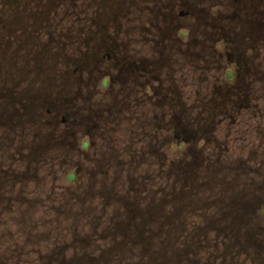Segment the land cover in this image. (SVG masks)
<instances>
[{"label":"flooded vegetation","instance_id":"1","mask_svg":"<svg viewBox=\"0 0 264 264\" xmlns=\"http://www.w3.org/2000/svg\"><path fill=\"white\" fill-rule=\"evenodd\" d=\"M38 171L75 174L86 206L120 204L128 240L141 171L137 192L174 177L212 193L178 199V220L222 209L210 219L264 243V0H0V239L42 202Z\"/></svg>","mask_w":264,"mask_h":264},{"label":"rangeland","instance_id":"2","mask_svg":"<svg viewBox=\"0 0 264 264\" xmlns=\"http://www.w3.org/2000/svg\"><path fill=\"white\" fill-rule=\"evenodd\" d=\"M41 125L45 126V123ZM44 130L42 126L38 127V134H42ZM156 146V143L151 144V150L153 152L156 151ZM199 147H202V145ZM173 152L174 146L172 144H167L166 154L169 156V160L173 159ZM153 173V169L150 168V178L155 176ZM130 176L133 177L134 184L133 193H129V201H135L136 204L129 203V216L136 217L148 208L144 207L146 204L145 201L153 202L154 197L158 198L159 189L156 178L151 182L148 180L147 186L143 187L146 192L135 197L138 188H140V186L136 184V180L142 177V173L141 171H134L132 175L129 174V177ZM57 177L52 174L46 176L39 171L37 172V177L35 179L38 184V201L42 202L39 203L38 206L34 205L33 208H31L33 210L32 213H28L29 208L15 209L14 214H16V216L13 220L22 221L23 224L20 223V225H16L11 231L6 233V236L11 239H7L6 236L0 239V264H67L76 262L82 256L86 259V262H92L90 264H158L160 250L152 252V260L150 257H147L150 259H145L144 256H141L142 253L137 250V246L138 249H147V238H149L151 240L150 245L154 250L157 249L158 245L156 241L158 238L161 239V237H159V227L163 224L162 220L154 225H147L144 231L139 228V230H137V236L131 235V239L128 240L127 236L123 235L119 230V228L127 226L121 224L118 228H115L114 223L118 221L119 218L123 220L126 217V209L119 207L121 206L120 204L114 208L100 210L86 206L79 198V193L82 190L77 189L79 183L75 182L74 184H69L66 177L59 183L56 182V180H59V177L58 179ZM173 178L166 179V184L165 187L163 186V189L169 197L175 198L177 201L182 198L188 203L190 202L189 200L192 199L193 202L197 201L199 204H202L212 195L206 188H201L200 190H196L197 195L190 196V191L186 192L183 188H181L182 191H179L180 188L177 189V187H175ZM57 183H59V186H64L63 188L65 189L62 190L59 187H54L52 193L51 191H47L46 193L45 185H57ZM144 199L146 200L144 201ZM168 205L169 204L166 205L167 208L165 207L166 210H164V214L161 213V217L172 215V206L168 207ZM194 209L198 210V207H194ZM25 210L27 214L26 219L23 218L25 217ZM206 210V208L199 207L204 221L200 220L198 214H196L197 219H194L192 222L189 220L186 222L187 224H185V222L181 224L183 220L179 219L178 222L181 224L180 227L182 228L185 226V230H182L181 233H187L188 230L195 228L197 232H199L203 229L204 224L212 223L213 226H211V231H209L211 234L205 240L211 241L208 244L209 248L220 256H222V249L224 250V248L226 249L227 246H232V244L238 245V243L241 242L240 240L237 241L238 239L242 241L250 240L256 245L264 244L258 239V236L254 235L248 225L244 226L245 231L248 232L247 235L241 233V236H236L234 232H227L224 226L227 224L216 223L213 219V221L208 219V214L213 215L212 218L220 216L222 209ZM102 214L105 218L99 220L97 217ZM30 216L32 218L34 216L37 217V220L34 222ZM207 221L209 222L206 223ZM164 222H167V220H164ZM7 223L11 222L8 221ZM201 223L203 224L201 225ZM135 224L137 226L139 223ZM251 226L252 224H250V227ZM9 227L12 228V225H9ZM169 227L170 226H168L167 231L172 232V229ZM10 234H17L19 236L13 238ZM222 234H226V238ZM228 235L231 236V238H229ZM167 236H169V233L166 234V237ZM184 237L186 236L182 234V241ZM190 238L192 244H195L194 237L188 235V239ZM78 239H81V243L85 246L80 248L79 251L75 249ZM188 239H186V241H188ZM219 239L222 240V246H220L221 244L219 245V243H221L218 241ZM172 240L181 241L179 238H175L173 234ZM182 243L184 242H180V247L182 249L180 251L181 257L190 259V255L189 257H187L188 254L185 255V246ZM135 248L136 250L132 251V249ZM174 249H179V245L171 244L168 250L166 248V251L170 252L172 256ZM206 255L208 254L205 253V255H203V260L207 258ZM233 255L232 253L228 254L229 261L232 260ZM254 255V253H249L248 255L243 253L240 256V260L245 262L246 259H249L245 264H251ZM224 258L226 257L224 256L218 263H222Z\"/></svg>","mask_w":264,"mask_h":264}]
</instances>
